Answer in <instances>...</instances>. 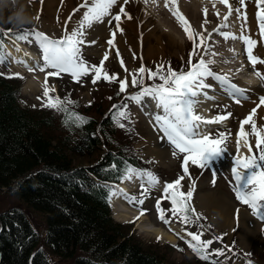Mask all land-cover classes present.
<instances>
[{"label": "rangeland", "instance_id": "rangeland-1", "mask_svg": "<svg viewBox=\"0 0 264 264\" xmlns=\"http://www.w3.org/2000/svg\"><path fill=\"white\" fill-rule=\"evenodd\" d=\"M37 0H16L15 3H10L6 6H4L2 9H0V17L2 19L6 18L5 21V26H9L12 28V32H23L25 29H39L40 31L46 32L51 36L58 37L64 34L65 30H70L73 27L77 26V21L81 18L82 13L80 9H77L75 13L72 12V9L76 7L78 3H80V0H76L75 3H73L75 0H70V8L68 10V7L63 11V13H60V6L61 5H56L55 10H56V15H52V12H46L45 14H40L39 12L42 10V5L40 4L39 6V11L38 14H36V2ZM49 2L51 0H48ZM55 2V0H53ZM233 4L240 5L239 0H231ZM230 1V2H231ZM246 0H244L245 2ZM209 2V1H208ZM157 3L159 4V0H157ZM145 4V3H144ZM253 1H248L244 4V7H247L249 5V8L252 7ZM203 6V3H202ZM138 7V6H137ZM146 7V6H143ZM244 7H239L240 10L243 9ZM63 8V7H62ZM157 7H154L152 10L156 11ZM160 9L162 8L165 10L177 24H174L178 30H180L183 33V38H184V45L181 47H178L176 49H172L173 46L169 47V44L167 45L168 41L167 38L165 37L166 30L161 28V33L160 29H158L156 32H152L153 29V24H154V19L156 17H144L140 22L139 26L143 25V28L137 27L136 32L132 33L134 30L131 28V35L128 36L125 39H122L119 36V28H116V22L112 24L111 17H105V19L101 22H93L91 26L85 25L84 30L86 32V37L85 39L87 41H94V43H82V55L84 59L89 63L93 64L96 62L98 58H101L102 56L96 55V52H111L112 48V54L108 55L107 61L105 62L107 65L112 66L115 68V74L117 78L122 79L124 77H128V80H126V84L130 83V78L135 69L139 68L141 64L145 65L146 68H153L155 69V66L160 63L166 64V62H170L176 60V61H184V63L187 61V58L189 56V53L193 47L192 41L188 38L187 32L184 29V26L180 23L178 18H174L172 16V11L168 10L166 6L164 7H159ZM161 9V10H162ZM17 11H21V14L23 12H26L31 18L27 21L24 22H15L14 20H10L9 17L12 16L14 13ZM151 11V9H149ZM239 13V12H237ZM167 16V15H166ZM39 17V20H38ZM139 17V16H138ZM53 18V20H52ZM55 19V20H54ZM198 21L199 23L191 27L192 29H196L197 31H202L204 32V37L203 39L208 42L216 40L220 41V37H218L220 34L217 31H212L210 32L206 30V25L204 28H200V22L203 21H208L207 23L210 22V19H207L204 15L202 17L201 12L198 15ZM139 20V18H138ZM43 21V22H42ZM46 21V22H45ZM54 22V23H53ZM148 22V23H147ZM162 22V21H159ZM215 23H218L217 20L214 21ZM122 22H120V27H121ZM203 24V22H202ZM3 25V26H4ZM98 27L102 28V32L100 34H96L95 31ZM145 27L146 34L151 33L150 38L146 39L147 40V46L144 45V50L141 46V43L137 44V38L140 36L141 40L146 37L143 33V29ZM228 26H225L223 24H220V28H226ZM229 28V27H228ZM43 29V30H42ZM48 30V31H46ZM113 30H115V41H113L112 44L107 45L105 41L102 39L108 36L107 33L113 34ZM207 31V32H206ZM210 32V34H209ZM236 33V32H235ZM16 36V35H15ZM14 38V37H13ZM9 39V44L12 47H15L16 44H19L21 46H26L27 48L21 49L20 50L25 51L26 53H29L31 55H34L33 50L38 52V57L40 58L39 60L42 61V51L39 49L38 44L35 42L34 37L29 34V40L25 41L22 39V37H19L21 39V42L17 40L16 38L14 39ZM235 37H231L230 39H234ZM122 39V40H121ZM200 37H197V40L199 41ZM134 40V41H132ZM24 41V42H22ZM103 41V44L101 43ZM218 41V42H219ZM132 42V43H131ZM25 43V44H24ZM209 43V42H208ZM13 44V45H12ZM15 44V45H14ZM134 45V49L133 48ZM243 45L242 42H240V46ZM35 46L38 47V49H35ZM152 48L153 52H148L147 48ZM203 45H200L201 48V53L203 54L204 58L208 61H210V67L213 68V71L218 72V66L221 65L222 68H226L228 70H237L238 73L243 72V68H241V62L242 60H238V55H232L233 50L229 51L231 53V56H227L225 53L218 51V47L215 45L211 46L210 49H205ZM215 47L217 49H215ZM16 48V47H15ZM110 48V49H109ZM122 48L124 50H122ZM170 48V49H169ZM234 49V47H233ZM141 50V51H140ZM5 53V51H4ZM98 54V53H97ZM7 53L5 55L0 56V72L3 74L7 75L8 73L11 72H18L17 70L20 71L19 67H12L11 63L5 59ZM261 63H264V54L261 55ZM28 58V57H27ZM197 57H194V59ZM121 60H123V64L121 63ZM246 60L245 63H250L251 61L248 60L247 58V53L246 57L244 58ZM95 61V62H94ZM226 64L232 66L233 68L226 66ZM22 66V65H21ZM239 67V68H238ZM220 68V67H219ZM249 70H252L255 72L256 69H254V66H249ZM221 69V68H220ZM47 70V69H44ZM50 71H54L53 69L49 68ZM222 70V69H221ZM38 69L34 70H29L28 69V74L27 76L33 77L37 81V77L35 76ZM34 74H33V73ZM245 74V72H243ZM222 74H228V76L232 79L234 76L231 73H227L222 70ZM64 76V78H67L69 82H60L56 83V78H54V83L55 86L59 87L61 85H65V88H61L60 93L64 99L66 98H72L73 93H77L79 97V101L81 103H88L91 101L93 98H96V102L94 105L89 109L93 113H99L101 110L97 108V104L100 103L99 107L103 109V106L107 103V99H105V94L100 91L99 88H101L102 84H96V81H93L91 79V73L86 74L83 76L80 80H73L72 79V74L71 73H64L61 74ZM21 78H24V75H21ZM41 78V76H40ZM211 77L206 78V84H210ZM264 79V78H263ZM220 82H223L222 80H219ZM224 83V82H223ZM234 84L239 85L243 89H245V93L247 95H252L253 99L249 97L250 100L244 101V102H236L232 99H227L229 92H231L233 89L228 91V95H224L222 93H219L215 89H218V85L213 84L212 88H204V91L208 92V95L210 92H216L219 95H222L226 97V101L231 103L229 104H224L220 103L215 106V111H218L221 109V107L227 105V107L223 109L224 112H229V116H225L223 120H221L220 123L217 125H214L212 128L213 130H219V132H226L230 133V135H227L224 139V146L226 149H222L220 154H212L211 155V160L212 162L207 166V167H200L199 165L193 164L191 161L188 163V168L189 172L184 173L183 172V167L181 163L183 153H179L177 150V154L173 155V147L170 144V142L167 141L166 137H161L163 136V133L158 131V127H154L153 124L155 123V118H148L144 116V113H142L140 110H138L139 105L137 107H134L135 100H133L130 97H127V106H128V112L131 115V119L129 122L126 124L127 130H130L132 132L131 134V139L126 138L122 136L123 141H128L129 139L132 141L133 144V153L141 156L143 159L147 160V164L153 168V170L158 174L160 179L162 181L164 180H170V179H180V182L182 183L183 188L189 189L192 188V196L191 199L189 200L190 204L195 206L198 211L205 213L211 223L216 227V231H224L225 234V240L220 241V240H213V242L208 245V248L215 247V249H221L220 252H214L212 255L215 257L217 254L219 255L220 260L223 264H241V259L237 256H232L227 252V250L223 249V247L227 246L229 241L234 240L236 245L240 247L241 250L247 251L249 248H253L254 251L256 252L257 255L260 257L264 254V222L263 220L258 219L257 217H261L257 215L253 210L251 205L246 204L244 201H241L237 196L235 192V186H234V181L231 178L230 174V164L231 157L232 155L236 154L237 150V131L240 128V121L243 120L245 113L250 111V106L251 104H256L257 97L259 94H264V86L263 88L261 85L258 86L256 84H248L247 81H241L237 80L236 82L233 81ZM225 84V83H224ZM28 89H30V86H26V84L23 85L22 87V92L20 95V98L25 99L26 103L28 106H47V108L54 109L56 111L59 110V108H54L48 106V104L45 102V98L42 99L40 91H35V93L30 92ZM37 89V88H36ZM248 89V90H246ZM219 90V89H218ZM255 90V91H254ZM129 91H135L134 87H126L125 88V93ZM29 93L30 95L27 96L24 93ZM42 92V91H41ZM72 93V94H71ZM36 97L38 103H33V97ZM126 97V96H125ZM123 97V98H125ZM260 97V96H259ZM258 97V99H259ZM200 99L198 101V105L194 106V111L198 112L200 115L204 117H210L212 114H210L207 111H210V106H208V100L203 95V93H198L196 96V100ZM252 100V101H251ZM124 101V99H121L120 102ZM150 102L149 100L146 99V101H142V103L146 106V103L148 104ZM206 102V103H205ZM204 105V106H203ZM206 105V106H205ZM212 105V103H210ZM257 109V108H256ZM222 113V114H223ZM257 115V118L259 121H264V109L262 110H256L255 113ZM253 120V118H252ZM262 125V124H261ZM261 125L259 123L256 124L257 129H261ZM244 128L246 133L248 134V142L253 145V149L256 150L255 147V140H256V133L252 130V124L251 121L248 122V124H244ZM211 129V128H210ZM212 132V137L214 138L217 131ZM153 131V132H152ZM209 132V131H208ZM125 145V144H124ZM126 146V145H125ZM243 148V142L240 141V149L239 151L241 154L246 153L247 151L244 150ZM253 150V151H254ZM231 151V152H230ZM230 152V155L227 153ZM77 162H87V159H77ZM245 171V170H244ZM247 174V173H246ZM251 187V186H249ZM148 188V186H147ZM4 190L6 191V188L4 187ZM0 190V212L7 210L9 208H20L24 211L29 223L35 230V232L38 235V243L36 244L37 247H44L45 246V215L42 211L34 210L32 208L27 207L24 204V201L20 200L18 196L9 191H4ZM3 191V193H1ZM137 191H142L141 187L139 186L136 190H134L133 193L134 195H137ZM205 194H211L213 196L217 197H222L224 201L229 203L227 213L226 215L230 216V221L224 224L222 227H217L213 221V217H218L219 214L216 212H212V216L210 213H208V209L203 206L201 203V198ZM160 197H164L162 194H160V191L153 190V189H148V194H146V197L144 198L143 204H138L136 202L130 201L131 205L135 207L144 208L145 213L144 215L147 216V220L151 222L152 224H157V225H165V221L160 219L159 212L156 208V200ZM165 202H167V199H162L161 200V206L164 207ZM127 204V203H126ZM140 205V206H139ZM130 206V205H129ZM132 207V206H130ZM194 207V208H195ZM133 208V207H132ZM234 208V209H232ZM244 208V212L247 215L246 219L244 218V224L247 225L250 229L252 228L251 232V237L249 239H241V233L243 231L241 226L242 220L240 218L239 212L242 211L241 209ZM136 210V208H133ZM248 211H247V210ZM233 211V212H232ZM236 211V212H235ZM233 213V214H232ZM171 212H166L165 215L168 216L170 215ZM142 216V215H141ZM140 216V217H141ZM251 216L253 217L251 219ZM257 216V217H256ZM115 217V216H114ZM139 217V219H140ZM178 216H174L173 218H176ZM130 218V217H129ZM128 219V218H126ZM138 219V220H139ZM125 219H122V221ZM130 220V219H129ZM137 220V221H138ZM148 222V223H149ZM154 222V223H153ZM230 222V223H229ZM154 224V225H155ZM176 224V223H175ZM178 225V224H177ZM135 228L132 230L136 232V237L142 241L144 246H154L157 245L160 246L162 243L156 242L154 239L158 238L159 236L149 233V234H143L141 232V227L136 223ZM182 226V225H181ZM131 227V226H130ZM140 232H138V230ZM179 228V226H178ZM182 228H184L182 226ZM180 229V228H179ZM185 229V228H184ZM183 232V231H182ZM191 231L188 230L187 232L183 233L185 235H182L178 241L181 244H184L186 247V253L183 254L180 251L177 250H171L168 248H161L160 253L162 255H165L167 257V260L175 263H184V264H192L190 257H192V253L189 249V240H194L189 233ZM207 233V232H206ZM207 236H209V232L207 233ZM161 240V237L158 238ZM165 240L162 239L161 242ZM157 243V244H153ZM256 246V248H254ZM81 251L77 250L76 254H79ZM75 255L73 256H68V257H62L60 255H55V254H47V259L49 261V264H74V259ZM211 255V256H212ZM260 263V262H259Z\"/></svg>", "mask_w": 264, "mask_h": 264}, {"label": "trees", "instance_id": "trees-1", "mask_svg": "<svg viewBox=\"0 0 264 264\" xmlns=\"http://www.w3.org/2000/svg\"><path fill=\"white\" fill-rule=\"evenodd\" d=\"M15 86L14 78L0 74V188L44 213L45 248L37 247L38 235L23 210L3 211L0 264H49L48 251L68 257L77 250L81 252L75 255L74 264H184L173 263L160 253V247L170 249L168 244L144 246L129 233V224L114 221L107 188L86 176L83 166L103 179L118 178L116 168L109 167L114 156L100 146L112 141V119L88 109L83 110L88 119L76 125L68 104V112L59 116L45 109L21 107ZM81 158L87 162H74ZM198 222L211 229L204 217L199 216ZM217 235L223 238V233ZM230 248L241 253L247 264H264V254L260 257L253 248L242 253L233 242ZM191 262L215 264L205 258Z\"/></svg>", "mask_w": 264, "mask_h": 264}, {"label": "snow or ice", "instance_id": "snow-or-ice-1", "mask_svg": "<svg viewBox=\"0 0 264 264\" xmlns=\"http://www.w3.org/2000/svg\"><path fill=\"white\" fill-rule=\"evenodd\" d=\"M127 3V0H124ZM147 2V0H146ZM155 3V0H153ZM225 4H228V0H223ZM240 7H244V0H239ZM164 3L171 7L175 16L179 19L180 23L184 26L187 32L188 38L192 41L193 47L189 53L187 61L184 66L173 68L171 63L168 62L165 67L164 63L157 64L155 69L146 68L141 64L139 68L135 69L130 78V83L126 84L128 77H124L119 80L120 92H124L126 87H135L136 91H129L125 93L126 97H130L135 101L142 102L145 99L149 100L153 106L157 109L155 111L150 108L149 115H154L155 123L154 127L162 129L163 137H166L170 142L174 151L173 155L183 153V172L188 173V163L191 161L195 165L200 167H207L211 162L212 154H220L222 149H226L224 146V139L230 133L217 132L213 138L211 134L207 132L199 131L201 124L204 122H218L224 119L225 116H229V112H224L222 115L204 117L198 112H195L194 105L196 103V96L198 93L208 96V92L204 91V88H212V84H206L207 77H216L217 80H222L226 85H229L231 92L229 95L232 100L239 102L240 98L245 97V89L232 82L228 74H222L217 71H213L210 67V61L206 60L201 53L200 45L202 44L205 49H210L211 45L203 39L204 32L197 31L189 27V21L184 13L177 6V0H164ZM258 4L264 5V0H257ZM118 8V11H114ZM77 9H80L82 16L77 21V26L70 30H65L64 34L58 37L49 35L46 32L39 29H25L21 32H14L13 34L22 37L23 40H29V34L34 37L35 42L38 44L39 49L42 51V61L36 60V67L40 69H53L54 71L46 72L45 75V87L43 95L47 97L46 103L50 107L62 108L65 112H68L67 105L64 100L58 95L53 97L49 95V88L47 86V77L58 76L62 73H71L73 80H80L88 73H95L93 75V81L100 76L106 79H115V75H109L108 71H102L103 60L100 61V66L96 64H89L83 57L82 43H94V41H87L85 39L86 32L84 30L85 25L91 26L93 22L102 21L110 14H113L116 22V28L120 31L123 29L120 27L121 13L125 12L124 3H120L119 0H80V3L72 9L75 13ZM237 12L240 11L238 7ZM233 13L232 6L224 12V17L227 18ZM219 14V13H217ZM129 17L131 13L127 14ZM241 15H244L241 13ZM261 23L259 25L260 32L264 35V7L257 13ZM111 22V21H110ZM222 23H226L222 21ZM2 31V30H0ZM213 31H220V25H217ZM115 30H113V36ZM222 35L227 37H235V32H223ZM197 37H200L199 41ZM242 40L247 44V58L251 61L252 65H255L262 59L260 55L253 54V46L257 44V41L252 39L250 35H243ZM111 39L109 43H111ZM19 48V44L15 45ZM4 48L3 41L0 40V49ZM107 56V53H105ZM194 57H197L194 59ZM6 59V57H5ZM17 61L23 60L27 64V60L23 57H14ZM123 64V60H121ZM30 70L32 67L29 65ZM147 73L149 78H158L160 82L153 80L151 83L145 82L144 74ZM9 75L19 76V72H11ZM255 75L264 77V72H261L260 68H256ZM215 98V97H212ZM91 101H89L90 103ZM70 103H76L70 101ZM259 105H264V95L259 97ZM225 108L227 105L224 106ZM112 109L117 112L114 117L116 122L121 127L124 126L121 123V119L127 117L131 119V115L128 112V106L126 103L118 102L112 105ZM256 112L254 107L243 120L240 121V129L237 133V150L236 154L232 157L231 173L235 177L236 196L244 201L246 204L251 205L252 210L262 219H264V128L257 129L255 120H252L253 113ZM75 120L74 122L79 124L88 118L80 113L72 112ZM246 121H251L252 130L256 133L255 147L259 149L258 154L253 151V145L248 142V134L245 131L244 124ZM68 117L65 116V123H68ZM243 138L247 145V152L241 154L240 139ZM110 168H116L117 165L113 162L109 165ZM244 170H248L245 174ZM135 175L140 177V187L142 189L139 199L136 195L128 194L123 188L118 187L115 183L105 185L108 188V199L115 193H123L130 201L138 204H143L144 197L148 194V188L146 185L156 184L160 181V177L150 169L137 168L131 164L125 165L120 169L118 179H131ZM164 197H160L156 200V208L159 212L160 219L167 223L172 217L179 216L183 219L184 224L196 223L201 213H197L194 208H191L188 201L192 196V188H189L186 193L179 190L180 179L172 181H163ZM251 186V187H249ZM167 199L171 201V214L166 216L165 213L169 211L168 208L161 206V200ZM145 211L141 208V212ZM194 214V216L190 215ZM188 231L187 228L184 229ZM189 235L194 238L189 240V244L197 254L202 255L204 258H208V253L205 251L210 241H201L200 235L196 231H192ZM159 238V237H158ZM215 252H220L221 249H213Z\"/></svg>", "mask_w": 264, "mask_h": 264}, {"label": "bare ground", "instance_id": "bare-ground-1", "mask_svg": "<svg viewBox=\"0 0 264 264\" xmlns=\"http://www.w3.org/2000/svg\"><path fill=\"white\" fill-rule=\"evenodd\" d=\"M75 2H76V0L73 3H75ZM119 2L120 3H124V7H125V12L121 13V20H120V22H122L121 28L123 29V31L119 30V36L122 39H125L128 36H130L132 33L138 31L137 27L139 26V22L144 17L147 18V17H151L152 16V17H156L157 20L154 19L155 22L153 24V29H152L151 33L152 32H156L158 29H160V31H161V28L164 27V29L166 30L165 37L167 38V41H168L167 45L169 44V47L173 46L172 49H176L177 50L178 47H181L182 45H184V41H185L184 38H183L184 35L174 25V24H177V23L174 21V19L165 10H163L162 8H161L162 9L161 10L159 8L161 6L162 7L166 6L168 8V10L172 11L171 7H169L168 5H166L164 3V0H159L160 3L159 4L157 3L158 7L156 9H158V10H157V12L155 11L156 13L153 12V11H149V7L151 9H153L155 6L151 7L150 5H148L146 0H127V3H125L124 0H119ZM155 2H157V0H155ZM202 3H203V6H202ZM40 4L42 5V10L39 13L42 14V16L46 12H52V15L55 16L57 14L56 10H55V6L57 4L61 5L60 6V10H59L60 13H63V11L67 7H68V10H69V8L71 6L70 5V0H55V2L53 0H51L50 2L48 0H37V2H36V9H37L36 10V14H38ZM150 4L154 5L153 0L151 1ZM228 4H221L220 5V2H219V5H214V4L210 3V1L208 2L207 0H177V6L184 13V15L187 17V19L189 21V25L191 27H193L194 25L199 23L198 15L200 14V12H201L202 17L204 15L207 19H210L209 23H207L208 21L206 22V21L202 20L203 24H202V22H200V28H204V26L207 24L206 25V30L207 31L210 30V32H212L213 29H215L217 27V25H220V24H223V25L229 27V28L228 27L220 28V31H218V33L220 34L218 37L221 38L220 41L218 40L219 42L217 40H216V42H214L212 40L210 41V39L208 40V42H209V44L211 46L216 44L218 49L216 47H215V49H217L218 51H221V52L225 53L227 56H231V53L229 51H232V50H233L232 55H236L237 56V55H239V53L243 54L242 50L244 48L246 49V52H247V44H246L245 41L242 40L241 37L243 35H250L252 37V39L257 41V44L255 46H253V54L254 55H260V56L263 55L264 54V40H262L260 38V34L258 32L257 23H256V20L254 19L255 11L259 12L261 10L262 5L260 4V8L256 7L257 0H254L253 4H252V7L249 8V5H248L247 7H244L243 9H241L239 11V13H237V11H236L237 8L234 7L233 8V13H231L227 18H225L224 17V12H226L228 10V8H227ZM143 6H146V7H143ZM118 10L119 9L115 8V6H114V11H118ZM128 13H131L130 17L127 15ZM217 13H219V14H217ZM241 13H243L244 15H241ZM108 16L111 17V22H112V24H114L115 20H114L113 14H110ZM172 16L174 18H177L174 13H172ZM138 18H139V20H138ZM228 19H230V20H228ZM38 20H39V17H38ZM52 20H53V18H52ZM215 20H217L218 23H215L214 22ZM225 20H226V23H222V21H225ZM159 21H162V22H159ZM97 22H101V21H97ZM260 23H261V21H260ZM139 27H141V29H142L143 25H141ZM131 28H132V30H134L132 33L130 32ZM143 30H144L143 33H144V35L146 37H144L141 40L140 36H138L137 44H138V47H139V44L141 43V46H142V48L144 50L143 46L144 45L147 46V40L146 39L150 38L151 33L149 34V32H148V34H146L145 27H144ZM43 31H45V30H43ZM46 31H48V30H46ZM225 31H227V32H236L237 33L236 38L239 39V42H242L243 48H241V46H240L239 51L233 49L232 42L235 41V40L230 39L231 37L225 38L222 35V33L225 32ZM101 32H102V28L101 27H98L96 29V31H95L96 34H100ZM210 32H209V34H210ZM161 33H163V31H161ZM106 36H108V38L112 39L111 41H115V39H116L115 36H113V34H111V33H107ZM132 41H134V40H132ZM134 45L135 44L132 45L133 46L132 49H134ZM145 48H147V47H145ZM7 49L9 51L10 55L13 56V58L14 57H23V59L27 60V64H25L23 62V60L17 61L15 59V61L17 63L23 65V66H21V65L15 64L17 67H19V69L21 68L20 71H22V68L26 69L27 67H25V66H29V65L33 64V57L31 56V54L27 56V54H29V53L23 52L19 48H15V47H13V49H11L9 46H7ZM147 49H148L147 50L148 52H153L152 48H147ZM110 50L112 52V48ZM122 50H124V49L122 48ZM243 60H244V58H243ZM249 66H254V69L260 68L261 72H264V63H261V60H260L255 65H252L251 62L250 63H245V65L243 67V72H245V74H244V78L242 80L243 81H247V83L249 85L252 84V86H253V84H255L254 81H255V77L256 76H254V75H252L250 73V70L248 68ZM26 86L27 87L30 86V89H29L30 91L37 90L36 89L37 88L36 80L33 77H31V76L27 77ZM246 90H248V89H246ZM262 95H264V94H259V96H262ZM208 96L217 97V95L214 94L213 91L210 92ZM249 96H250L251 99H253L252 95H247L246 94V97H249ZM258 97H257L256 103L259 102L258 101ZM208 103H209V101H208ZM251 105L255 106V104H251ZM146 107L155 108L151 102H148V104L146 103ZM262 109H264V105H260L259 107H257L256 110H262ZM210 117H212V115ZM252 118H253V120H255L256 124L257 123H259L260 125L262 124L261 128L264 127V121H259V119L257 118V115L253 114ZM215 123L216 122H204V123L201 124V126H200V128L198 130L202 131V132H206L207 130H210V128H211L210 125H214ZM238 132H239V130L237 131V133ZM236 136H237V134H236ZM240 141L243 142V145L246 148L247 145L245 144L243 138H241ZM231 162H232V158H231ZM139 181H140V177H136L135 175H133V177L131 179H124L122 182H120V183H118L116 185L118 187H120V188H123L125 190V192L128 193V190L132 186L137 184ZM162 192H163V189H162ZM124 196H125V194H123V193H115V194H113L111 196L114 206L115 205H120L122 207V209H123L122 211L119 210V213H116L114 215L115 218L119 219V220L129 218V217L133 216L135 214V212H136V210H134L128 204L124 203V199H122ZM217 196H213L211 194H205L201 198V203L203 204V206L205 208L208 209V213H210L211 216H212V214H211L212 212H216V213L219 214L218 217H213L212 216V218H213V221H214V223H215V225L217 227H222V226H224L225 223L230 221V216L226 215L227 209L229 208L228 207L229 203L224 201V199L222 197H217ZM232 209H234V208H232ZM241 210L242 211L239 212L240 218L243 221L241 223L242 224L241 226H243L242 230H241V231H243L241 233V236H242L241 239H245L246 240V239H249L251 237L252 228L250 229L247 225H245L246 223L244 224V218L246 219L247 215L243 211L244 208L241 209ZM252 218L253 217L251 216V219ZM148 222L149 221L147 220V216H145L144 214H142L140 219L137 221V224L142 229L141 232L144 233V234L152 233V234H155V235H159L164 240L175 242V241H177L176 234L181 236L184 233V232H182L181 229L178 228V225L175 224L174 222H168L169 230L164 229L161 226L154 225L151 222H149V223Z\"/></svg>", "mask_w": 264, "mask_h": 264}, {"label": "clouds", "instance_id": "clouds-1", "mask_svg": "<svg viewBox=\"0 0 264 264\" xmlns=\"http://www.w3.org/2000/svg\"><path fill=\"white\" fill-rule=\"evenodd\" d=\"M16 0H0V9H2L4 6L10 4V3H15ZM31 17L26 13L23 12L21 14V11H17L14 13L12 16L9 17L10 20H14L15 22H24L29 20Z\"/></svg>", "mask_w": 264, "mask_h": 264}]
</instances>
